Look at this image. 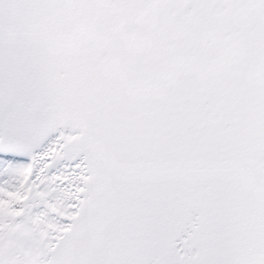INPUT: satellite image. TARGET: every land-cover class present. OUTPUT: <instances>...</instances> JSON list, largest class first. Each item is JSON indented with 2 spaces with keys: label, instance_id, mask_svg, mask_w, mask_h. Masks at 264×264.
Returning a JSON list of instances; mask_svg holds the SVG:
<instances>
[{
  "label": "snow or ice",
  "instance_id": "snow-or-ice-1",
  "mask_svg": "<svg viewBox=\"0 0 264 264\" xmlns=\"http://www.w3.org/2000/svg\"><path fill=\"white\" fill-rule=\"evenodd\" d=\"M0 264H264V0H0Z\"/></svg>",
  "mask_w": 264,
  "mask_h": 264
}]
</instances>
